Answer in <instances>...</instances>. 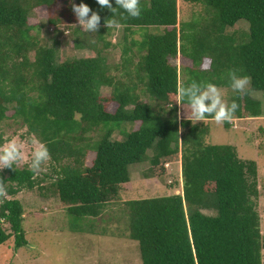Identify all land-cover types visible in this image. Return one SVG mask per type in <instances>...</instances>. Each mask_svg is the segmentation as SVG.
I'll return each mask as SVG.
<instances>
[{"label":"trees","instance_id":"trees-1","mask_svg":"<svg viewBox=\"0 0 264 264\" xmlns=\"http://www.w3.org/2000/svg\"><path fill=\"white\" fill-rule=\"evenodd\" d=\"M189 1L202 3L209 18L182 25L179 0H140L138 18L115 10L113 18L124 29L127 44L134 28L164 29L162 35L146 33L124 47L125 75L130 78L125 83L111 75L100 54L58 64L55 47L40 46L32 34L29 17L39 8H47L50 26L78 24L72 0H0V124L10 120L12 111L11 119L48 148L57 167L52 189L77 219L103 216L131 182L132 166L149 162L146 176L166 179L167 165L182 163L183 196L125 203L129 239L139 244L143 264H264L258 165L242 160L235 147L207 144L211 117L201 123L180 120L179 106L187 103L180 95V67L171 63L180 55L193 63L184 70L188 76L198 71L209 77L200 82L190 78V84L221 87L231 83L230 72L247 76L250 90L237 92L232 100L239 105L232 119L261 118L263 104L251 93L261 92L264 98V0ZM74 2L100 15L99 40L116 29L106 25L112 11L96 0ZM112 5L116 7L115 0ZM241 21L249 24V35L239 43L235 34L226 32ZM75 47L96 50V44L81 39ZM141 85L166 114L143 100ZM104 88L112 93L103 95ZM124 124L139 128L123 132ZM225 126L232 127L229 122ZM117 131L123 140L114 139ZM4 144L0 137V147ZM90 153L95 159L89 167ZM18 164L0 169V246L14 238L20 249L28 242L25 210L17 197L25 190L42 189L43 180ZM78 228L72 226L73 232Z\"/></svg>","mask_w":264,"mask_h":264},{"label":"rangeland","instance_id":"rangeland-1","mask_svg":"<svg viewBox=\"0 0 264 264\" xmlns=\"http://www.w3.org/2000/svg\"><path fill=\"white\" fill-rule=\"evenodd\" d=\"M178 7L179 21L182 25H193V23L209 18L202 3L179 0ZM29 24L33 27L32 34L38 38L40 46L55 47L58 64L74 59L96 58L100 54L106 58L111 68V75L116 80L125 83H130V78L125 75L126 69L122 56L124 47L132 40L141 41L146 33L162 35L164 31L159 27L134 28V34H128L127 44L124 29L118 27L111 34L107 33L104 39L99 40L98 31L87 33L83 31L79 23L50 26L47 8L33 11L29 17ZM77 29L81 34H77L75 31ZM187 33L190 34V31ZM226 34L230 36L235 34L239 43L246 41L249 35V24L241 21L235 27L227 29ZM77 39L84 40L88 45L96 44V50L76 48ZM189 43L190 41L188 47ZM31 60L34 61V54H31ZM171 63L180 67L183 87L191 85L188 82L190 78H196L199 82L207 81L209 78L204 73L198 74V71L194 73L195 77L188 76V68H192L193 63L180 55L172 59ZM226 77L227 75H223L224 80L228 79ZM250 87L249 81L246 89L250 90ZM217 88L225 104L230 105L237 94L232 89L231 83ZM102 93L110 95L112 89L104 88ZM138 94L143 100L151 103L158 113L166 114L164 106L151 101L142 85L138 88ZM251 95L253 99L262 102L263 116L258 119H232L229 122L232 125L231 128H226L225 123L217 124L214 119L207 120L210 126L207 144L235 147L242 160L257 163L260 188L258 211L261 216L264 243V98L261 92H252ZM116 108L117 106H114L112 111ZM190 113L188 103L179 106L180 120L193 119L196 121ZM12 116L13 112L10 111L8 113L10 120L0 124V137L3 138L5 144L12 139L22 144L25 158L18 165L19 167H30L33 150L31 141L39 140L28 133L26 126L11 119ZM121 128L123 132L130 133L138 129L139 125L124 124ZM120 133L117 131L115 140H123ZM90 136L93 139L97 138V134ZM94 159L95 154L90 153L87 157V166H92ZM149 167V162L132 166L130 168L131 182L122 187L118 200L107 206L103 216L97 219L82 220L71 217L67 213L66 207L61 203L56 191L52 189V184L57 178L54 169L57 167L49 159L37 173L39 180H43L42 189L25 190L17 197L25 210L24 229L28 245L17 249L15 240L12 238L5 245L0 246V264H143L139 244L129 239V215L125 210V203L171 195L183 196L182 163L167 165L169 175L166 179L147 177ZM5 168L0 165L1 170ZM72 226L80 227V229L73 232ZM4 228L7 233L11 232L10 226L5 225Z\"/></svg>","mask_w":264,"mask_h":264},{"label":"clouds","instance_id":"clouds-1","mask_svg":"<svg viewBox=\"0 0 264 264\" xmlns=\"http://www.w3.org/2000/svg\"><path fill=\"white\" fill-rule=\"evenodd\" d=\"M96 2L102 8H107L113 13L112 17L106 21L108 29L119 27L118 21L113 18L116 9L122 10L120 15L128 18H138L142 14L140 0H115L116 7H113L112 0H96ZM72 10L83 31L87 33L97 31L101 21L98 13L94 12L87 4H76L74 0H72ZM229 77L232 89L243 95L249 84V78L238 76L235 72H230ZM180 95L187 101L191 109L190 114L196 122L204 121L208 117L214 119L217 124L231 122L239 107L235 101L230 105H226L217 86L211 83H192L190 86L181 88ZM31 143L33 150L30 168L33 172L38 173L41 166L49 160L50 153L48 148L39 141L33 139ZM22 148L23 145L17 143L15 139L0 147V165L4 168H10L23 162L25 155Z\"/></svg>","mask_w":264,"mask_h":264}]
</instances>
